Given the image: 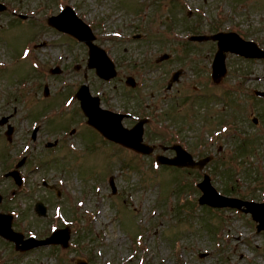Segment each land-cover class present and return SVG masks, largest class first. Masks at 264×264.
<instances>
[{
	"label": "rangeland",
	"instance_id": "obj_1",
	"mask_svg": "<svg viewBox=\"0 0 264 264\" xmlns=\"http://www.w3.org/2000/svg\"><path fill=\"white\" fill-rule=\"evenodd\" d=\"M76 1L84 20L100 29V44L116 57L118 75L111 81L86 70L84 48L44 24L42 16L50 12L51 4L41 10L38 0H24L21 9H33L35 14L30 21L4 20L6 15H0V118L12 115L15 127L8 143L6 126H0V193L5 196L0 211L14 213V229L28 228L26 236L42 237L65 225L72 230L68 250L36 249L28 255L1 237L5 251L0 252V263L77 264L83 258L90 264H264V231H257L249 214L198 204L201 192L195 185L202 171L155 168L150 163L153 157H139L86 125L78 100L64 104L83 83L101 94L102 106L111 110L145 114L143 103L154 104L147 113L157 120L147 125V131L154 132L165 122L181 133L176 139L185 145L203 143L221 122L234 121L237 132L222 134L203 152L222 148L204 171L221 191L231 188L232 196L264 200V100L252 96L254 89L264 90V60L229 53L228 73L214 84L210 71L216 43L183 42L189 27L201 31L214 27L246 32L247 39L264 48V0H186V8L167 0ZM142 5H147L145 18H137ZM187 11H192L190 16ZM129 23L133 27L126 35L141 32L145 39L119 45L126 35L117 30ZM29 42L42 66L63 65L64 72L38 74L34 60L22 55ZM63 44V49L55 46ZM64 50L79 55L55 61ZM163 53L170 57L157 62ZM178 68L185 72L167 91L171 72ZM128 74L136 78V88L125 84ZM25 80L28 86L21 88ZM45 83L49 97L43 96ZM253 116L259 118L257 124ZM37 126L39 134L32 141ZM201 126L208 131H201ZM55 139L58 147H46ZM16 154L17 161L27 157L23 168L27 179L21 192L9 199L11 189L19 187L3 173L11 167L5 164L7 156L12 159ZM111 175L118 187L113 195ZM44 180L51 185L59 182L64 194L58 197ZM37 201L47 206V217L35 212ZM15 257L19 261H11Z\"/></svg>",
	"mask_w": 264,
	"mask_h": 264
},
{
	"label": "water",
	"instance_id": "obj_2",
	"mask_svg": "<svg viewBox=\"0 0 264 264\" xmlns=\"http://www.w3.org/2000/svg\"><path fill=\"white\" fill-rule=\"evenodd\" d=\"M4 8V5L0 4V10H3ZM52 24L62 30L70 31L78 36L81 34L82 39L90 46L89 67H96L97 73L106 79L116 75L114 64L108 58L105 51L93 44L92 41L94 36L91 29L88 28L83 21L77 19L73 12H70L67 17H63L60 20L53 19ZM192 39L218 40V51L214 59L212 73L213 79L216 83L220 82L221 78H223L226 74L225 58L227 51L240 53L249 57H264V51L259 49L257 44L242 40L239 35L234 32H220L214 35L193 36ZM165 57H167V55H164L162 58ZM181 72L182 71L180 70L174 74L172 82L179 79ZM127 83L133 86L135 85V81L132 77H128ZM171 84L172 83H170L169 86H171ZM48 93L49 92L46 89V94ZM255 93L259 96H264V92L262 91H255ZM77 97L81 100V107L85 115L88 117V123L98 129L105 137L144 154H151L153 152L155 146L143 143V126L144 123L147 122L146 119L140 120L132 129H127L121 124L124 115L102 109L100 107L99 98L92 97L90 95L87 85H83L80 88L77 93ZM7 120L8 117L2 118L1 124H4ZM12 131L13 128L9 126V130L7 132L9 137L11 136ZM162 148L166 150L168 147ZM171 148L176 150L177 155L173 158L160 155L157 158L159 163L203 168L210 159L205 158L195 161L192 155L185 151L180 145H174ZM20 164H23V161ZM17 178L19 180L18 175ZM198 186L204 192L199 199L201 204H208L215 207H236L242 211L251 212L253 218L260 223L259 229H264V203L249 202L235 197L220 195L211 185L210 177L207 174H205L204 180L199 183ZM1 199L2 197L0 196V201ZM243 206H245V208H243ZM37 211L40 214H45L46 208L42 203H37ZM11 222V215L0 213V233L6 238L14 240L18 248H27L41 244H49L51 242H63L64 245H67V241L70 237L67 231H58L57 233H63L65 235L64 241L62 240V236H58L56 233L46 240H36L35 238H30L24 241L22 234L13 231L11 228ZM20 244L23 245L21 246Z\"/></svg>",
	"mask_w": 264,
	"mask_h": 264
},
{
	"label": "flooded vegetation",
	"instance_id": "obj_3",
	"mask_svg": "<svg viewBox=\"0 0 264 264\" xmlns=\"http://www.w3.org/2000/svg\"><path fill=\"white\" fill-rule=\"evenodd\" d=\"M9 1L14 2V1H17V0H9ZM18 1L21 2V1H24V0H18ZM64 1H66V2L64 3V5L74 7L75 9L77 8V1H76V0H38V2L40 3L39 7L41 8V10H47V6H48L49 4L52 5V7L48 8V10H50L49 13H51V15H56V14H58V13L60 12V10H59V6H60V4H61L62 2H64ZM58 15H59V14H58ZM43 18H44V17H43ZM45 22H46V20H45ZM44 24L48 26L47 22L44 23ZM98 29H99V28H98ZM51 30H53L54 32H56V34L58 33L59 35H63V34L57 32V31L54 30V29H51ZM101 40H102L101 36L96 34V42H97L98 44H100V41H101ZM73 43H75V44H77V45H81V46H83V47H82V48H84V49L82 50V51H83V54H84V55L86 56V58L89 60V48H88L85 44H83V43H78L76 40H73ZM101 45H102V44H101ZM55 46L58 47L57 45H55ZM102 46H104V45H102ZM53 47H54V46H53ZM53 47H52V48H53ZM52 48H51V50H52ZM77 54L79 55V53H75L74 50H73L72 52H68V53H66L65 56H67L68 58L76 59ZM86 70H89V69H86Z\"/></svg>",
	"mask_w": 264,
	"mask_h": 264
},
{
	"label": "snow or ice",
	"instance_id": "obj_4",
	"mask_svg": "<svg viewBox=\"0 0 264 264\" xmlns=\"http://www.w3.org/2000/svg\"><path fill=\"white\" fill-rule=\"evenodd\" d=\"M25 55H27V53H25Z\"/></svg>",
	"mask_w": 264,
	"mask_h": 264
}]
</instances>
